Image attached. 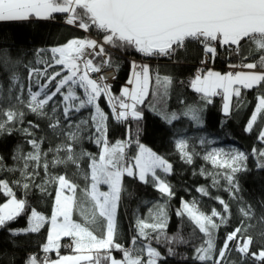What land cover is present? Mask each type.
I'll return each mask as SVG.
<instances>
[{"label": "snow or ice", "instance_id": "6c2138e0", "mask_svg": "<svg viewBox=\"0 0 264 264\" xmlns=\"http://www.w3.org/2000/svg\"><path fill=\"white\" fill-rule=\"evenodd\" d=\"M57 19L88 35L36 49V59L24 65V79L17 72L19 55H13L11 45L0 44V96L14 101L0 106V136L19 133L29 146L28 151L16 146L12 165L0 156V172L19 173L16 179L0 178V196L6 198L0 203V230L7 232L13 247L17 237L42 235L21 264H167L168 257L178 255L182 264H264V229L256 236L249 234L255 209L239 195L238 175L252 171L250 158L255 159L256 170L264 171V147H253L250 153L213 148L204 154L217 171L201 168L199 174L211 183L195 191L221 207L207 213L196 198L181 197L175 215L181 224L186 217L200 234L185 237L180 225L174 234L167 231L170 203L177 195L168 179L175 174L174 166L140 139L146 109L168 126L187 119L204 127V112L214 97H221L222 113L230 118L233 110L244 106L246 93L255 92L244 131L256 128L257 140L264 145V0H0V23L39 27ZM190 45H199L203 53L201 67L187 82L201 103L181 100L182 110H169L174 78L162 76L145 61L176 60ZM112 50L142 57L129 61L130 75L118 94L111 81L118 78L120 64ZM221 50L229 57L226 73L208 67ZM233 56L239 59L233 61ZM106 69L113 73L110 78ZM83 110H88L87 117L78 115ZM28 114L36 120L26 121ZM110 121L124 126L123 138H109ZM54 139L59 142L53 147ZM85 142L98 152L87 150ZM207 143L199 140L200 145ZM174 148L189 165L199 155L187 138L175 139ZM57 168L63 171H54ZM77 176L84 180L83 186ZM125 177L159 193L157 201L145 205L147 217H135L129 246L120 242L117 219L128 191ZM221 179L226 181L229 200L212 196L211 189L221 187ZM33 190L42 203L50 200V215L29 202ZM233 201L238 223L218 245L217 233L233 217ZM75 212L81 220L74 219ZM21 216L27 217V226L12 227ZM258 220L264 223V213ZM154 245H163L167 255ZM181 246L191 248V255L178 253ZM10 256L9 264H15L14 254L0 250V259Z\"/></svg>", "mask_w": 264, "mask_h": 264}, {"label": "trees", "instance_id": "16d2710c", "mask_svg": "<svg viewBox=\"0 0 264 264\" xmlns=\"http://www.w3.org/2000/svg\"><path fill=\"white\" fill-rule=\"evenodd\" d=\"M92 34H95L93 30ZM85 33L72 28L71 26L62 23V19H57L51 23H46L43 26H37L35 24H19V23H0V44H8L13 48V55H19L22 61L17 72L24 79L27 76L25 64L33 62L36 57L34 52L36 49L45 47L47 45L62 44L72 37L84 36ZM114 58L119 57L120 71L118 78L113 83V91L119 93L122 84L127 80L129 76V61L133 57H139V54L123 53L116 50H112ZM50 55V53H49ZM202 51L199 45H190L187 51H181L176 60H169L167 58H155L149 59V64L153 69H156L163 75H171L174 78V84L170 90V98L167 101V107L169 110L180 111L184 108V104L180 101H185L186 104L201 103L199 95L193 92L188 87V81L194 76L196 66L201 59ZM233 61H237L238 57H231ZM229 57L223 54L217 57L214 63L210 62V68L220 72H226L225 68L228 65ZM35 67H42V65L34 64ZM59 67V66H57ZM51 71V69H49ZM180 81H184L183 84ZM33 90H36L35 86ZM255 92H247L244 99V106L233 110L230 118H226L222 113V99L220 96L213 98V103L207 105L204 112V127H198L193 122L187 119H181L176 121L172 126L163 124L158 117H156L151 111L145 110V119L141 122L142 133L140 136L141 142L146 146L151 147L158 154L164 155L174 166V175L169 177L172 184L176 188L177 195L171 201L169 207L170 223L168 225V233L174 234L177 231L178 225L182 227L185 237L190 235L199 236L198 230L194 231V226L185 217L181 224L180 219L175 215L176 210L180 207V198L183 197L186 200L196 198L199 201V207L210 213L213 207L220 209V205L209 197H201L195 189L199 186H209L211 183L210 178L205 179L199 172L203 168L209 172H215V169L209 162H206L202 155V146L198 143L201 136H205L208 139L216 140V144L221 146H232L240 151L251 152L253 147H264L260 145L257 140L258 130L254 128L252 133H246L244 127L249 119L251 112L255 104ZM10 103L4 96H0V106L8 107ZM102 106H106L101 101ZM88 110H83L82 114L87 113ZM27 120H36L34 115L28 114L25 117ZM259 122V121H258ZM45 122L41 121L43 126ZM135 128V123L132 125ZM124 126L117 125L114 121H110L109 138L113 141L121 139L124 136ZM41 133L38 131L37 135ZM178 137L187 138L190 142V147L194 148L199 155L194 158L191 165L184 163L174 148V141ZM58 140H52V146L54 147ZM17 145H23L24 150L28 151L29 146L24 142V137L19 133H13L12 136H0V156L5 158V162L8 165H12L11 160L12 151ZM45 149L48 147V143L43 146ZM84 147L97 153V147L85 142ZM249 168L252 171L247 173H240V193L239 195L245 202L251 204L255 209V217L252 221L253 227L249 230V234L256 236L257 233L264 229V223H260L258 218L264 213V205L261 204L264 201V171H258L255 169V159L250 158L248 161ZM86 167V163H85ZM54 171L62 172V168H57ZM72 169L69 170V175L72 174ZM195 173V175L193 174ZM41 176L43 172L41 171ZM19 177V173L15 175L8 172H0V178L16 179ZM77 179V177H75ZM80 183L81 179H77ZM125 185L127 187V193L122 196L118 208L117 219L120 228L119 239L120 242L128 245V241L132 235V225L136 215L143 214V217L147 215V209L145 205H151L153 202L159 199V193L155 191L150 185H144L136 180L125 177ZM226 181L221 179V187L212 188V196H219L225 200H229L228 192L224 191ZM106 187V186H105ZM18 197L22 198L24 193L22 190L17 192ZM6 198L0 196V203H3ZM28 200L32 206L36 207L39 211L50 215V200L47 203L40 201V194L38 191L33 190L28 195ZM233 217L231 221L220 228L217 233V244H222L225 235L236 226L239 220V214L237 212V205L232 202ZM74 219L81 220L79 212L74 213ZM14 228H24L27 226V217L21 216L11 225ZM44 230H42V234ZM42 238L41 234H30L29 236H20L16 239V246L13 247L9 244V237L6 231L0 230V250L14 254L15 264H21L29 251L35 250ZM66 239V238H65ZM63 243V241H62ZM159 250L167 255L166 249L163 245H154ZM177 252L184 255H191V248L181 246L177 248ZM66 254V252H65ZM118 258L119 253H114ZM10 257L0 259V264H9ZM167 264H182L180 256L168 257ZM192 264V262H189Z\"/></svg>", "mask_w": 264, "mask_h": 264}, {"label": "rangeland", "instance_id": "374dc122", "mask_svg": "<svg viewBox=\"0 0 264 264\" xmlns=\"http://www.w3.org/2000/svg\"><path fill=\"white\" fill-rule=\"evenodd\" d=\"M217 71V70H216ZM223 73V72H222ZM34 87V86H33ZM223 103V102H222ZM87 115H88V112L87 113H85L83 116L84 117H87ZM178 138H181V137H178ZM201 138H204V139H206V140H208L209 141V143H207V144H205V145H201L202 146V149H201V151H202V157L204 156V154H206L208 151H210L211 149H213V148H216V149H224L226 152L227 151H232V150H238V149H236V148H234V147H232V146H221V145H218V144H216V140H213V139H208V138H206L205 136H201L200 137V139ZM199 139V140H200ZM199 143V142H198ZM212 166V165H211ZM215 171H217V169H215ZM77 179H81V181H80V184H81V186H83L84 185V180L82 179V177H79V176H77ZM101 190H107V188L105 187V186H101ZM147 215H148V213H147ZM147 215H145L143 218H146L147 217ZM136 216H138V215H136ZM67 254V253H66Z\"/></svg>", "mask_w": 264, "mask_h": 264}, {"label": "built area", "instance_id": "2783aa9c", "mask_svg": "<svg viewBox=\"0 0 264 264\" xmlns=\"http://www.w3.org/2000/svg\"><path fill=\"white\" fill-rule=\"evenodd\" d=\"M62 23L64 24L63 19H62ZM65 25H66V24H65ZM85 35H88V34L85 33ZM92 35H93V37H95V34H92ZM202 56H203V53H202ZM202 56H201V58H202ZM132 59H136L137 61H140V60L142 59V57L139 55V57H133V58H131L130 60H132ZM149 59H155V58H148V59H146L145 62L149 63ZM200 60H201V59H200ZM200 60H199V62H198V64H197L196 69H195V71H194L193 74H195L196 71H197V69L201 67ZM208 67H210V63H209V65H208ZM225 70H226V72L230 71V69L228 68V66H226ZM105 74H106V76L109 77V78L111 77V75H113V73H112L110 70H107V69L105 70ZM95 75H99V74H95ZM129 75H130V71H129ZM114 82H115V80L111 81L112 85H113ZM125 82H126V81H125ZM125 82H124L122 85H124Z\"/></svg>", "mask_w": 264, "mask_h": 264}, {"label": "crops", "instance_id": "0c3cea01", "mask_svg": "<svg viewBox=\"0 0 264 264\" xmlns=\"http://www.w3.org/2000/svg\"><path fill=\"white\" fill-rule=\"evenodd\" d=\"M223 73H226V72H223Z\"/></svg>", "mask_w": 264, "mask_h": 264}]
</instances>
